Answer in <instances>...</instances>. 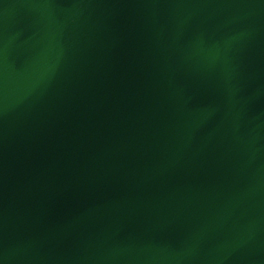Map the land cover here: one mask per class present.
<instances>
[{"label": "water", "instance_id": "1", "mask_svg": "<svg viewBox=\"0 0 264 264\" xmlns=\"http://www.w3.org/2000/svg\"><path fill=\"white\" fill-rule=\"evenodd\" d=\"M0 264H264V0H0Z\"/></svg>", "mask_w": 264, "mask_h": 264}]
</instances>
